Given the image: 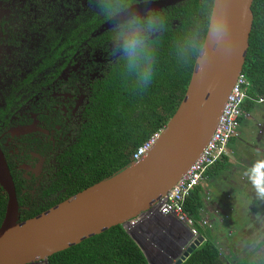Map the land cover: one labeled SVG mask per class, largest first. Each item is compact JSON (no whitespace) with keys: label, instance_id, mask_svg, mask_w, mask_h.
<instances>
[{"label":"flooded vegetation","instance_id":"1","mask_svg":"<svg viewBox=\"0 0 264 264\" xmlns=\"http://www.w3.org/2000/svg\"><path fill=\"white\" fill-rule=\"evenodd\" d=\"M162 1L133 0V4L142 12L158 11L166 19L157 53L172 52L175 78L184 79L191 73V62L180 60L191 57L181 49L203 25L206 14L201 13V0L152 8ZM94 2L0 0V152L14 185L19 220L51 208L77 188L75 174L84 169L71 155L79 154L103 95L122 69L111 55L112 22ZM126 83L120 88L123 94L129 89ZM259 104L256 114L247 113L241 120L210 193L204 190L205 220L213 226L228 215L230 235L236 232L241 238L228 240L212 228L209 234L216 237L225 264H244L245 259L247 264H264V254L256 260L244 247L246 241L264 237V205L255 200L244 176L255 160L264 159V102ZM9 201L10 194L0 183V226Z\"/></svg>","mask_w":264,"mask_h":264},{"label":"water","instance_id":"2","mask_svg":"<svg viewBox=\"0 0 264 264\" xmlns=\"http://www.w3.org/2000/svg\"><path fill=\"white\" fill-rule=\"evenodd\" d=\"M178 1L165 0L152 8ZM253 2L227 0L228 35L216 44L206 45L207 69L201 73L195 61L178 110L154 147L140 161L132 162L33 218L19 220L14 185L0 152V183L10 194L6 217L0 226V264L34 261L49 264V258L56 253L112 227L124 228L176 185L213 136L229 94L243 72L254 22ZM128 234L142 249L135 236ZM206 241L201 236L182 255L179 249L171 264H183ZM166 242L173 253L177 247L172 246L170 238Z\"/></svg>","mask_w":264,"mask_h":264},{"label":"trees","instance_id":"3","mask_svg":"<svg viewBox=\"0 0 264 264\" xmlns=\"http://www.w3.org/2000/svg\"><path fill=\"white\" fill-rule=\"evenodd\" d=\"M253 28L244 65L247 76L249 98L244 104L246 113L256 114L258 98H264V0H254ZM172 52L157 53V64L152 84L143 92L134 90L132 78L123 79L122 69L113 87L103 95L101 107L84 141L80 143L79 154H72L76 164H82L84 171H73L79 180L75 190L68 196L56 200L52 205L104 180L134 162L133 155L138 147L155 132L164 128L178 110L189 86L195 61H191V73L184 79H176V59ZM166 58H171L169 61ZM128 81L129 89L122 93L123 84ZM127 84V83H126ZM167 96L168 99H167ZM164 101H163V100ZM151 101V102H149ZM227 156L212 166L207 175L214 178L226 165ZM71 160V161H72ZM74 175V176H75ZM73 176V178H74ZM197 187L188 200L186 210L198 218L204 212L205 198L210 193L209 179ZM49 209V208H48ZM47 210V209H46ZM42 211L25 216L30 219ZM212 232V231H210ZM209 232V233H210ZM245 259L244 264H247ZM49 264H149L139 245L121 226L84 240L49 258ZM183 264H225L219 246L208 235L202 247L195 250Z\"/></svg>","mask_w":264,"mask_h":264},{"label":"clouds","instance_id":"4","mask_svg":"<svg viewBox=\"0 0 264 264\" xmlns=\"http://www.w3.org/2000/svg\"><path fill=\"white\" fill-rule=\"evenodd\" d=\"M94 7L112 22L111 55L121 64L123 77L132 78L134 90L143 93L154 79L158 46L166 31V19L152 9L142 12L134 6L133 0H95ZM201 13L206 14L205 22L181 49L182 53H189L191 58L180 61L185 64L196 61L199 71L204 73L208 66V52L204 51L206 45L216 44L228 35L227 0H201ZM244 176L254 189L255 200L259 205H264V159L255 160L244 171ZM191 244L184 249L181 247V255ZM244 247L256 260H260L264 254V237L250 239ZM167 251L168 256L172 255V250ZM159 259H156L158 264H169L166 262L168 259Z\"/></svg>","mask_w":264,"mask_h":264},{"label":"built area","instance_id":"5","mask_svg":"<svg viewBox=\"0 0 264 264\" xmlns=\"http://www.w3.org/2000/svg\"><path fill=\"white\" fill-rule=\"evenodd\" d=\"M248 87L249 82L243 71L238 76L216 130L202 153L165 196L124 226L128 233L147 244L150 243V239L156 238L157 243L152 244L156 247L161 242L166 246V240L170 238L173 247L180 246L184 249L186 245L199 239L200 234L195 226V220L189 215L186 206L194 190L208 178V170L228 155L231 139L236 135L241 120L248 116L244 111V104L249 98ZM256 101L263 103L264 98H258ZM162 131L163 129H160L155 132L138 147L133 155L135 162L140 161L154 147ZM203 224L208 225L205 220ZM168 249L172 250L170 247Z\"/></svg>","mask_w":264,"mask_h":264},{"label":"crops","instance_id":"6","mask_svg":"<svg viewBox=\"0 0 264 264\" xmlns=\"http://www.w3.org/2000/svg\"><path fill=\"white\" fill-rule=\"evenodd\" d=\"M208 179H209V181L213 182V181H212L213 179L210 178L209 176H208V178L206 179V181H207ZM205 183H206V182L204 181L203 184H205ZM210 184H211V183H210ZM210 184H208V185L210 186ZM204 202H205V207H204V208H206V210H207V212H208V209H207V206H208V205L206 204V200H204ZM216 211H218V210H215L214 212L216 213ZM207 212H201V214H200V216H199V217L201 218V222H200L197 218H195V217L192 216L194 219H196V220L198 221V223H197L195 226H196V228H197V230H198L200 236H204L205 238L208 237L209 232L212 230L213 227H214V231H215V233H218V234H219V231H222L221 229H222L223 224H229L228 222H229V220H230V217H228V215H222V216H221V220L217 219V220L215 221V224H214L213 226L210 225V223L208 222V220H207V223H208V225H210V226H208V225H204V224H203V221L206 219L205 214H207ZM225 220H228V221H225ZM205 221H206V220H205ZM216 222H217V223H216ZM203 227H205L206 229L204 230ZM218 228H219V229H218ZM230 230H232V229H230ZM219 235H220V234H219ZM155 239H156V238H152L149 244L144 243V242H141V241H139L138 239H137V240H138L139 244L141 245L143 251L145 252V256H147V258L150 259V260L152 261L153 264H158L156 259H159V258H162V257H161V255H160L159 252L154 251V246H152L153 242L157 243V239H156V240H155ZM206 239H207V238H206ZM217 245H218V244H217ZM158 246L161 247V248L165 251V253H166V251L168 250V249L164 246L163 243H159ZM158 246H157V247H158ZM151 248H153V249H151ZM142 249H141V250H142ZM152 250H153V251H152ZM155 250H156V249H155ZM150 252H153V254H154L155 256H152ZM167 259H168L169 264H171V262L174 260V259H172V255H169V256L167 257Z\"/></svg>","mask_w":264,"mask_h":264},{"label":"rangeland","instance_id":"7","mask_svg":"<svg viewBox=\"0 0 264 264\" xmlns=\"http://www.w3.org/2000/svg\"><path fill=\"white\" fill-rule=\"evenodd\" d=\"M246 128V127H245ZM200 222H201V218L200 217H198L197 218ZM195 220V225L198 223V221L196 220V219H194ZM225 221H228V220H225ZM229 225L230 224H223V226H222V231H219V234L220 233H222V235H224L228 240H232L233 239V237H234V240H235V238H237L239 241L241 240V238H240V235L239 234H237L236 232H234L233 233V235H230L231 233H229L230 232V228L231 227H229ZM204 228V230L206 229L205 227H203ZM146 234L148 235V231H146ZM215 238L216 237H214L213 239L215 240ZM230 238V239H229ZM150 241H151V239H150ZM203 246V245H202ZM201 246V247H202ZM156 247V246H155ZM151 249H153V248H151ZM179 249H181V247L179 246V247H177L176 249H175V251L172 253V259H174V256L176 255V252L179 250ZM153 251V250H152ZM156 252H159L160 253V255H161V257L163 258V259H167V257H168V255H167V252L165 253V251L161 248V247H156V250H155ZM151 253V255L152 256H155L154 254H153V252H150ZM158 260H160V259H158ZM162 262H164V261H162ZM167 263H169L168 261H166ZM36 264H47L45 261H39V263H36Z\"/></svg>","mask_w":264,"mask_h":264},{"label":"bare ground","instance_id":"8","mask_svg":"<svg viewBox=\"0 0 264 264\" xmlns=\"http://www.w3.org/2000/svg\"><path fill=\"white\" fill-rule=\"evenodd\" d=\"M156 247L154 246V251H155Z\"/></svg>","mask_w":264,"mask_h":264}]
</instances>
